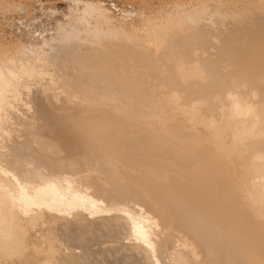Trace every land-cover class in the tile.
Listing matches in <instances>:
<instances>
[{"label":"bare ground","instance_id":"bare-ground-1","mask_svg":"<svg viewBox=\"0 0 264 264\" xmlns=\"http://www.w3.org/2000/svg\"><path fill=\"white\" fill-rule=\"evenodd\" d=\"M169 1L0 41V264H264V0Z\"/></svg>","mask_w":264,"mask_h":264},{"label":"rangeland","instance_id":"rangeland-1","mask_svg":"<svg viewBox=\"0 0 264 264\" xmlns=\"http://www.w3.org/2000/svg\"><path fill=\"white\" fill-rule=\"evenodd\" d=\"M79 1L78 0H0V41L4 42L6 45L7 44L17 45V43L25 44V45L30 43L40 44L45 40L47 42L54 44V43H58V41H60V38H62L63 34L69 31L70 32L74 31V33L78 34L79 38H81L82 40L84 39L83 41H88L89 40L88 34L92 32L94 28H96L97 26L104 27L105 23L103 21L96 19V17L93 14L89 12H85L83 10L82 4ZM82 1H88V2L94 1L93 3H100L104 7V9H106V11L108 10L107 12L112 17V23L115 26L116 24H118V26L119 25L121 26L122 24V27L126 26V28H130V26H132L131 29L133 28L135 29V27H137L136 29H140L141 25L144 24L142 22L143 17L145 18V16L147 17L148 15L152 17H154L153 15L158 16L160 15V13H162V10L164 8L165 9L163 11H166V9L170 10L171 7L173 6V4H171L169 0L168 2L167 0L166 1L165 0H148V1L147 0H82ZM162 1L163 2L165 1L166 3L165 2L163 3ZM160 9L161 11H159ZM157 11L158 13H156ZM85 27L87 31H85ZM89 28L91 30H89ZM107 40H109V38ZM82 46L81 48L83 49L81 50H85V48L86 49L90 48V46L87 47L85 45L83 47ZM97 231L100 232L99 233L100 235L102 234V237H100L102 239H98V241L106 240V242L103 245L105 250L104 249L102 250L103 252L105 251L104 253H106L107 252L106 249L111 250V247L113 248L114 243L113 246L111 245L112 244L111 240L113 239L109 238L111 239L109 240L108 236L106 237L102 232L103 230H101L99 227ZM100 235H98V238ZM95 240L96 239H94V241Z\"/></svg>","mask_w":264,"mask_h":264}]
</instances>
